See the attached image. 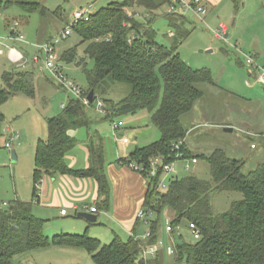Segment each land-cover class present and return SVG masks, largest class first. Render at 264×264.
Here are the masks:
<instances>
[{"label":"trees","instance_id":"trees-1","mask_svg":"<svg viewBox=\"0 0 264 264\" xmlns=\"http://www.w3.org/2000/svg\"><path fill=\"white\" fill-rule=\"evenodd\" d=\"M232 1L237 12L239 0ZM173 3L174 0L113 1L77 22L73 30L80 37L78 45L83 46L84 58H78L77 47H74L60 55L59 62L80 67L87 88H80L79 98L68 99L60 114L46 120L47 137L37 142L34 152L32 196H36V185L43 176L92 179L97 185L96 213L108 211L110 186L104 172V149L99 135L91 133L87 138L88 168H69L65 156L78 144V140L70 136V130L88 129L93 123L89 108L95 104L96 94L105 95L117 84L128 86V94L118 101L104 99L102 119L113 122L116 116L147 111L160 134L159 140L136 148L119 162L134 163L146 169L155 158H161L164 164L174 163L178 152L182 155L179 160L187 159L191 164L193 160L195 164L199 159L205 160L210 180L193 175L173 176L167 181V189L159 190L162 173L157 172L150 178L143 169L140 175L147 181V191L142 208L152 213L145 219L148 237L122 240L114 236L108 244L90 238L86 231L83 235L60 234L50 239L43 234L46 221L34 215L31 203L15 200L1 204L0 264H11L20 255L50 247L85 250L94 264H160L157 232L164 209L172 216L166 221V226L171 227L168 234L175 239L170 246L174 251L172 264H264V163L243 173V161L229 158L222 149L198 155L190 152L185 144L189 128L184 125L183 117L189 115L202 98L200 87L214 83L210 70H193L181 60L178 45L189 31L185 28L186 14L168 12ZM11 6L26 15L46 13L34 0H0V12ZM163 7H167L165 18L172 34L169 48L155 42V31L147 20L148 15L153 16ZM86 58L92 62L90 69L86 68ZM22 69L11 67L0 72V107L14 96L33 97V73ZM90 91H93L91 102L87 100ZM3 120L0 113V124ZM179 142V150H173V145ZM187 167L186 170L188 164ZM230 192L241 194V199L232 201L226 212H215L213 197ZM190 223L200 232L198 240L188 242L181 234L175 237V231L182 224L189 229ZM139 224L145 226L137 220L135 227ZM152 245L157 246V255L144 262L141 251Z\"/></svg>","mask_w":264,"mask_h":264},{"label":"rangeland","instance_id":"rangeland-1","mask_svg":"<svg viewBox=\"0 0 264 264\" xmlns=\"http://www.w3.org/2000/svg\"><path fill=\"white\" fill-rule=\"evenodd\" d=\"M34 1L41 3L46 9L44 15H41L39 12L26 15V13L19 10L16 6H11L0 12V38L6 35L9 37L10 31H7V25L9 23L18 22L20 24L18 29L25 38L27 44L26 50L28 51L27 56L21 53L24 55L27 64L24 66V69H20L29 71L34 68L33 97H20L18 102H16V100H10L2 107L3 116L9 123L5 124V127L11 128L16 135H19V141L17 140L16 143H13L16 156L19 151L17 143H19L20 146L24 145V151L30 150L28 138L39 134L45 135L47 133L46 120L60 114L66 106L68 99L74 98L71 93L60 89L56 84L48 80L49 73L43 69L42 58L36 63L33 62L34 57L38 56L37 46L35 45L45 42L61 32L67 25H70V20L74 12L85 10H90L92 12L101 7H105L110 2H121L123 0ZM262 1L264 0H241L238 7V14L234 12L235 8H232L229 2L228 8L227 6L224 7L226 2L219 4L217 9L208 8V13L202 17L203 21L199 20L192 13H187L185 15L187 19L185 28L189 31V35L181 41L177 49L181 60L193 70L202 68L210 70L214 83V85H202L200 87L203 93L202 98L194 104L190 114L183 117L182 121H184V125L186 128H189L188 143L191 150L194 154L199 155L206 152L209 153L216 149H222L229 158L243 161V173L254 170L256 166H258L256 164L259 163L260 165L264 162V143L249 141L238 129L232 128L233 131L226 132V129L231 128L217 127L212 124H217V122L223 119L224 122L227 121L229 115L231 116L229 120H233L235 115L240 116L241 112L249 113V110L254 111L255 109L258 111L260 109L258 101L245 103L232 99L231 97L225 96L226 94L224 91H220L217 88H238L241 94L248 91L254 96L257 95V97L259 95V89L263 91V88L258 84L256 89H244L243 85L245 82H250V79L247 77V72L249 70H247V67L244 65L243 57L240 53L238 54L236 52V48L234 47L237 44V40H239L243 46L250 40L255 39V36L258 37L261 41V45L264 46V10L260 8ZM89 7L92 8L89 9ZM166 12L167 7H163L153 16L148 15L147 20L150 21V26L155 31V42L169 48L172 39L170 38V30L165 18ZM233 12L235 14H233ZM21 14L24 18L22 21ZM233 18L234 21H232ZM137 20L145 23V20L142 18H137ZM219 23H223L229 28L228 37L224 41L216 39L213 36V31L218 27ZM79 43L80 37L75 30H73V33L67 39L59 42L55 46L56 55L59 57L64 52L77 47V56L83 59V46L78 45ZM247 50H249V47L245 49V51ZM84 62L86 68L90 69L92 67L91 60L86 58ZM60 65L62 71L69 80L73 81L75 85L82 90H86L87 84L84 78V72L80 67H77L74 63H60ZM12 67L14 68L15 66L13 65ZM5 68L4 59L0 57V72L5 70ZM128 90V86L117 84L106 91L105 95L96 94L95 104H93L92 108H89V117L93 120V123L89 126L90 130L94 128L96 130H99V128L110 129V122L102 119L103 113L98 112L95 105H97L98 102H103L104 99L118 101L128 94ZM14 102H16L18 106H16V104L14 105ZM23 103H27L28 111L25 109V111L18 113L19 110L23 109ZM140 115H144L145 117H140ZM134 116L136 117L135 119ZM147 116L149 119L146 118ZM28 118L36 119L37 125L36 121L31 123L32 126L36 127L30 126L27 120ZM205 119L208 120V123H204ZM126 121H132V127L135 129L131 130L135 132L136 140L139 142L138 145H149L159 140L160 134L151 122V113L140 111L135 114H125L114 117L112 123L116 126H118L116 123H120V127H118L120 130L118 129L115 132L117 138H119L122 130L125 131L128 128L125 126ZM21 128L23 129L22 132L20 130ZM70 131L72 132L73 130ZM85 131V128H80L76 132V136H82ZM110 132L109 138L112 143H115V141H113L112 131ZM130 132L131 131H129V134ZM8 140V133L6 134L1 130L0 205L13 200L11 194V192H13V185H15L21 197L22 194L20 191L22 185L27 184L29 181H31V187L33 185L31 160L28 159V155H21L19 162H12L11 154L3 147L5 142H9ZM31 140H34V138ZM42 140H45V138ZM117 143L120 145V142ZM252 144V147H257L256 150L250 148ZM75 152L77 153V150H75ZM77 160L80 161V158L77 157ZM190 162V160L183 159L172 163V168L176 172L177 178L193 175L201 180H210L209 166L205 160L199 159L197 164H191ZM187 164L189 165L188 170L185 169ZM13 169H16L15 174H13ZM105 176L106 179L109 178L108 175L105 174ZM107 181L110 186V181ZM240 199L241 194L236 192L220 193L213 197L212 204L215 212L223 213L229 209L232 201ZM102 215L103 214H98V222H102ZM71 216L72 217H66L61 221L57 215H53V217H50L51 220L46 221L44 224L43 234L51 239L60 234L83 235L86 231L90 238L99 239L102 244H108L114 236H118L122 240L127 239L126 235L120 233V229L117 227L112 226L110 229L116 235L108 230L104 223H102V226L97 225L88 227L86 230V227L76 224L78 220L73 218L72 213ZM171 219L172 216L167 209H164L159 216L157 237L159 248L161 249L160 255H158L160 264H172V258L166 253V249L175 243V239L171 234L165 231L166 221ZM178 234H181L188 242L193 241L191 234L183 224L175 231V237H177ZM11 264H94V262L85 250L50 247L20 255L14 258Z\"/></svg>","mask_w":264,"mask_h":264},{"label":"crops","instance_id":"crops-1","mask_svg":"<svg viewBox=\"0 0 264 264\" xmlns=\"http://www.w3.org/2000/svg\"><path fill=\"white\" fill-rule=\"evenodd\" d=\"M240 1L241 0H239V4ZM225 2L226 4H224V7L227 6L228 8V4L230 3L232 5V8H234V3L232 0H202V3L206 8V14L208 13V8L217 9V6L219 4ZM260 8H263L264 10V1H262ZM74 13L72 14V19L70 20V24L73 21ZM238 13L239 11L237 9L236 14ZM233 14L235 13L233 12ZM22 20H24V18L22 17L21 14V21ZM232 21H234V18L232 19ZM17 24H18L17 30L22 35L21 31L18 29L20 24L18 22ZM9 28L11 29V23L7 25L8 32L10 31ZM228 34H229V28L227 27V31L224 35V39L228 37ZM169 35L171 36L172 34L169 33ZM55 36L49 38L43 43L35 45L37 46L38 55H39V46L49 42ZM12 38L13 37L11 31L9 37H7L6 35L0 38V47H2L3 50V55H0V57L4 59V66H6L5 69H10V67L14 65L8 60L6 56L7 54L6 47L14 48L19 52L21 51L20 53H23L25 56L28 55V51L26 50L27 44L24 36L22 42H16ZM234 47L236 48V52L238 54L243 53L246 55H250L254 57L255 61L259 65L264 66V46L261 45V41L258 39L257 36H255V39L250 40L248 43H245L243 46L241 45L240 41L237 40V44ZM248 47L249 50L245 51V49H247ZM24 63L25 65L27 64L26 61ZM14 66L17 68V65ZM20 68L24 69V67H19L18 69ZM247 70L249 69L247 68ZM29 71L33 73L34 68H32ZM247 77L250 79V82L247 81L243 85L245 90L246 88L247 90L256 89L257 84L263 88V91L259 89L258 97L257 95L254 96L251 92L248 91H245L244 94H241L238 88L218 87L217 89L220 91H224V93L226 94L225 96L231 97L232 99H236L245 103H252V101L254 102L258 101L259 102L258 106L260 107V109L258 111H256L255 109L254 111L249 110V113L241 112V115L240 116L235 115V118L233 120H229L231 119V116L229 115L227 121L224 122L223 119L217 122V124H212V125L223 128L230 127L231 129L232 128L238 129L243 135L247 137L249 141L264 143V87L260 83L256 82L254 72L249 70L247 72ZM48 80L56 84L60 89H62L53 79L50 78ZM20 97L25 98L23 96H14L10 98L8 101L16 100V102H18L20 100ZM16 102H14V105L16 104V106H18ZM3 106L4 104L0 107V113L2 115H4V113L2 112ZM27 107H28L27 103H23V109L19 110L18 113L25 111V109L28 111ZM140 117L144 118L145 116L140 115ZM3 118L4 120L2 121V124H0V133L1 130H3L4 133L6 134L8 133L9 142H5V144L7 143L10 144L11 151L9 152L8 149L5 148V144L3 147L11 154V152L14 151L15 149L13 143H16L17 140L19 141V135L18 134L16 135L11 130V128L5 127V124H9V123L4 116ZM135 118L136 117L134 116V119ZM146 118L149 119L148 116ZM27 120L30 126H32L31 123L33 121H36L35 118H28ZM204 123H208V120L205 119ZM112 124L114 123L110 122V126H111L110 129L99 128V130H96L94 128L90 130V127L88 129L86 128L85 133L79 137L76 136V132L79 129L69 132L71 137L73 138L76 137V139L78 140V144L66 154L65 162L67 166L73 170L86 169L89 167L90 163H89V155H88L86 141L89 135H91V133H97L101 139L102 142L101 144L104 149V172L106 175H108L109 178L107 180H109L111 184L108 211L106 212L99 211L98 213H93L92 215L96 216V222L93 224L85 221L84 219H79V218H76L78 220V223L76 224L88 228L97 225L102 226L103 225L102 223H104L106 225L105 227L108 230H110L111 227L114 226L119 228L120 233L125 234L127 238L134 237L141 240L144 239V234L147 232L146 226L148 225H145L144 227L141 224L137 225L138 227L135 226L138 220L137 219L138 214L140 212H146L145 210H143L142 205L147 191V181L140 174L134 172L128 165L122 164L119 161L120 159H126L136 148H141L146 145H141V146L138 145L139 142H137L136 140L135 132L131 130V129H135L132 127V121L130 122L126 121L125 126L128 127L127 128L128 130L127 129L125 131L122 130L119 138H117L115 132L119 129L118 127H120V123H116L118 126H116L115 129L112 128L113 126ZM36 125H37V121H36ZM32 127H36V126H32ZM20 130L22 132L23 129L21 128ZM110 131H112L114 138L113 141H115V143H112L109 138V135L111 134ZM129 131H131L130 134ZM45 135L39 134L34 137L31 136L30 138H28L30 150L27 151H24V145L20 146V144L17 143V146L19 147V151L17 153L15 162H19V159H21V155H25V156L28 155V159L31 160L32 171H33V159H34L36 144L39 140H42L44 138L46 139L47 133ZM33 138L34 140H31ZM117 142H120V145ZM185 144L187 148L190 150V152H193L189 146L188 138L185 140ZM252 146L253 144L250 146L252 150L257 149L256 146L254 147ZM75 150H77V153L75 152ZM77 157L80 158V161L77 160ZM256 165H259V163ZM15 170L16 169H13V174H15ZM160 176H161L160 180L165 177L164 175H160ZM173 176H176V172L172 168V172L169 174L167 179ZM12 188H13V192H11L13 199L12 201L18 200L21 202L31 203L34 215L45 221L51 220L50 217H53V215L55 216L57 215L62 221L66 217H72L71 213L73 214V218H74L76 212L82 213L81 211L84 208L88 210L94 205L96 206V203H98L97 185L92 179H86V178L82 179V178H74L71 176H60V175L54 177L43 176L42 179L39 181V183L36 185L35 197L32 196L33 185L31 187V181L27 182V184L22 185L20 191L22 197L15 188V185H13ZM61 210H65L66 214L61 215L60 214ZM98 214H103L102 222H98ZM110 231L112 232V230ZM130 234H132V236H130Z\"/></svg>","mask_w":264,"mask_h":264},{"label":"built area","instance_id":"built-area-1","mask_svg":"<svg viewBox=\"0 0 264 264\" xmlns=\"http://www.w3.org/2000/svg\"><path fill=\"white\" fill-rule=\"evenodd\" d=\"M90 10H85V11H80V12H75L73 15V21L70 25H68L67 27H65L61 32H59L51 41L39 46V55L34 57L33 62H38L39 60L43 61V69L44 71H47L50 76L51 79H53L62 89H64L65 91L71 93L74 98H79L80 95L82 94L81 89L75 85V83L71 80H69L67 78V76L64 74V72L62 71L60 62H59V57L56 55L55 52V46L67 39L71 34L72 31L74 29V27H76L77 22L84 20L87 15L90 13ZM168 12L172 13V14H176V13H183V14H187V13H192L194 16H196L199 20L203 21V16H205L206 14V8L204 7L202 0H174V3L172 5L169 6L168 8ZM18 24L17 22H13L11 23V33H12V39L16 42H22L23 41V36L18 32L17 30ZM227 31V27L225 24L220 23L218 25V27L213 31V36L216 39L219 40H225L224 39V35ZM7 49V58L8 60L14 64L17 65V67H24L25 66V58L23 57V55L18 52L17 50H15L14 48H8ZM241 56L244 59V65L252 72L255 73V80L256 82L260 83L263 87H264V66L259 65L254 57L250 56V55H246L243 53H240ZM0 55H3V50L2 47H0ZM84 104H86V102L84 101ZM96 109L98 112L103 113L102 111V104L101 103H97L96 105ZM113 129L116 128V125L114 124ZM181 145V142L176 143L175 145H173V150L177 151L179 150V147ZM5 148L8 149V151H11V146L10 144H5ZM182 155L180 153H176L175 154V159H181ZM195 160L192 161V164H195ZM134 172L141 174V172L143 171L144 168L131 163L128 165ZM188 167L186 166V169ZM144 173L148 174L150 178H153L156 176L157 172H161L162 175H164L165 177L163 179H161L158 182V189L159 190H166L167 189V177L169 176V174L172 172V164H164L163 160L161 158H155L154 160H152L148 167H146V169H144ZM4 205H6L5 203H3ZM82 213H96V206L94 205L93 207L89 208L88 210L86 208H84L82 211ZM78 213V212H76ZM61 215H65L66 211L65 210H61L60 211ZM152 216V213L149 212H140L137 216V219L139 221H142L145 225H147V221H145V219L148 217L150 218ZM147 218V219H148ZM166 232H170L171 231V227L170 225L166 226ZM189 233L191 234L193 240H198L200 238V232L197 229V227L193 224L190 223L189 224V229H188ZM130 236H132V234H130ZM148 237V234L146 233L144 235V238ZM156 252H157V246L152 245L149 247H145L142 249L141 251V258L144 262H146L147 260L150 259H154L156 257ZM166 253L169 256H173L174 251H173V247H168L166 249Z\"/></svg>","mask_w":264,"mask_h":264},{"label":"water","instance_id":"water-1","mask_svg":"<svg viewBox=\"0 0 264 264\" xmlns=\"http://www.w3.org/2000/svg\"><path fill=\"white\" fill-rule=\"evenodd\" d=\"M92 97H93V91H90L88 96H87V100L89 102L92 101ZM226 132H231L232 129H226L225 130ZM11 161L12 162H15L16 161V154H15V151H12L11 152ZM77 218L79 219H84L85 221L93 224L96 222V216L95 215H92V214H89V213H78L77 214Z\"/></svg>","mask_w":264,"mask_h":264}]
</instances>
